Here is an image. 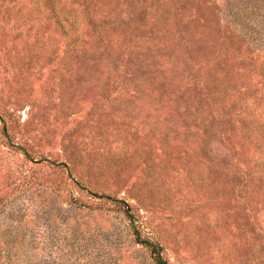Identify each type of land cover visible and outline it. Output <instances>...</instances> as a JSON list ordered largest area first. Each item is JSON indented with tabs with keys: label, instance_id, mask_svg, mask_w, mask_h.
<instances>
[{
	"label": "rangeland",
	"instance_id": "374dc122",
	"mask_svg": "<svg viewBox=\"0 0 264 264\" xmlns=\"http://www.w3.org/2000/svg\"><path fill=\"white\" fill-rule=\"evenodd\" d=\"M126 204L264 264V0H0V264H156Z\"/></svg>",
	"mask_w": 264,
	"mask_h": 264
},
{
	"label": "trees",
	"instance_id": "16d2710c",
	"mask_svg": "<svg viewBox=\"0 0 264 264\" xmlns=\"http://www.w3.org/2000/svg\"><path fill=\"white\" fill-rule=\"evenodd\" d=\"M99 197L106 199L111 198L109 195L105 194H101ZM125 213L129 219L130 227L134 235L135 241L148 249L151 257L153 258L156 264H167L166 260L162 257L160 246L157 243L151 241L150 239L141 236L138 228L136 227L134 218L130 210V206L128 204H126Z\"/></svg>",
	"mask_w": 264,
	"mask_h": 264
}]
</instances>
